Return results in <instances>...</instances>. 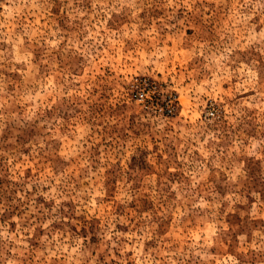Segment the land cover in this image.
<instances>
[{
    "label": "rangeland",
    "instance_id": "374dc122",
    "mask_svg": "<svg viewBox=\"0 0 264 264\" xmlns=\"http://www.w3.org/2000/svg\"><path fill=\"white\" fill-rule=\"evenodd\" d=\"M0 264H264V0H0Z\"/></svg>",
    "mask_w": 264,
    "mask_h": 264
},
{
    "label": "built area",
    "instance_id": "2783aa9c",
    "mask_svg": "<svg viewBox=\"0 0 264 264\" xmlns=\"http://www.w3.org/2000/svg\"><path fill=\"white\" fill-rule=\"evenodd\" d=\"M141 89H139V91H136L134 94V97H135V99L136 100H138V101H143V97H144V94H143V90H141Z\"/></svg>",
    "mask_w": 264,
    "mask_h": 264
}]
</instances>
